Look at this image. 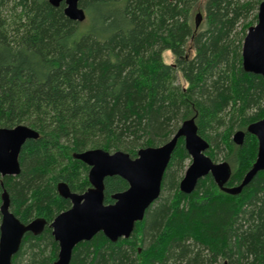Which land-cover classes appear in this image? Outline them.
Returning <instances> with one entry per match:
<instances>
[{
	"label": "trees",
	"instance_id": "trees-1",
	"mask_svg": "<svg viewBox=\"0 0 264 264\" xmlns=\"http://www.w3.org/2000/svg\"><path fill=\"white\" fill-rule=\"evenodd\" d=\"M197 1L80 0L86 19L76 21L64 2L0 0V128L25 124L39 133L22 146L20 173L0 175V205L6 191L21 222L45 221L39 233L25 234L12 264L57 260L51 223L71 207L58 186L77 193L91 186L89 166L75 153L102 148L134 158L190 119L211 158L216 146L225 149L229 180L220 186L207 175L182 192L190 156L180 138L161 195L131 236L111 241L99 232L76 245L70 264H264V170L240 193L226 190L242 182L258 152L247 127L264 117V78L242 65L252 22L239 39L234 31L253 13L257 20L263 0H207L202 29L192 23ZM166 50L175 63L164 61ZM238 130L245 132L241 145L233 141ZM104 183L106 204L128 188L120 176Z\"/></svg>",
	"mask_w": 264,
	"mask_h": 264
},
{
	"label": "water",
	"instance_id": "water-1",
	"mask_svg": "<svg viewBox=\"0 0 264 264\" xmlns=\"http://www.w3.org/2000/svg\"><path fill=\"white\" fill-rule=\"evenodd\" d=\"M54 6L65 3V14L76 21L86 19L80 0H49ZM242 65L247 72L264 78V0L259 4L257 24L250 26L242 45ZM247 131L257 137L258 152L255 162L242 182L226 188L230 193H240L258 172L264 170V117L248 125ZM39 136L38 131L20 124L13 128H0V174L17 175L21 171L19 154L24 143ZM245 132L238 130L233 141L241 145ZM180 138L190 156V164L179 182L184 193L195 190L199 179L211 175L223 186L231 176L228 162H215L206 154L210 144L198 133L194 119L185 120L175 134L159 146L141 148L136 157L118 150L109 152L102 148L87 149L74 157L89 166L88 179L91 186L83 193L71 191L62 182L59 193L70 200L71 207L58 214L51 223L52 234L58 242L59 251L54 264H70L76 245L91 240L102 232L109 240L129 238L137 222L144 219L146 211L160 197L162 181ZM120 176L128 182V188L113 195L114 202H104L105 179ZM0 205V264H12L14 255L21 247L26 233L43 230L45 221L35 219L27 224L21 222L10 209L6 191L1 195ZM223 264H228L224 261Z\"/></svg>",
	"mask_w": 264,
	"mask_h": 264
},
{
	"label": "rangeland",
	"instance_id": "rangeland-1",
	"mask_svg": "<svg viewBox=\"0 0 264 264\" xmlns=\"http://www.w3.org/2000/svg\"><path fill=\"white\" fill-rule=\"evenodd\" d=\"M207 0H198L197 3H196V6H195V9L193 11V14H192V23L195 24V22H197V26L200 27V29L204 28L205 27V24H204V15H205V10H204V7H205V3H206ZM258 13V12H257ZM254 14V13H253ZM251 15L249 16L248 19H245V20H242L241 22H239L236 26V29L234 32H236L237 34V37L236 39H239L240 37H242L244 34H243V24H246L248 22H252L251 26L253 25H256L257 24V20L254 19V15ZM202 16V17H201ZM248 29H246V32L247 33ZM246 36V34H245ZM192 42L191 41H188L187 43V55L190 56V57H193L195 55V50L193 49V46H192ZM163 58H164V61L167 62L168 64H173L175 63L176 61V57L173 55V53L169 50H166L164 53H163ZM177 82L179 84H181L182 86H187V82L184 80V78L181 76L180 73L177 74ZM182 123H180L179 127L181 126ZM216 129V128H213V130ZM224 128L222 129H219V133H221L223 131ZM215 132V131H214ZM214 135V134H213ZM234 134H232L233 136ZM231 136V137H232ZM171 138V137H170ZM216 142H218L216 140ZM221 148H224L223 146H221ZM216 153V157L215 158H212L215 162H223L225 160L224 158V154L226 153L225 152V149H220L218 146H216L214 149H213ZM225 152V153H224ZM206 154H207V151H206ZM208 155V154H207ZM209 156V155H208ZM191 160L188 159L187 162H186V168L188 167V165L190 164ZM185 168V170H186ZM185 171L182 172L181 174V179L184 175ZM171 195L173 193V191L170 192ZM169 192L168 191H165L163 192L162 196L166 195L168 196ZM1 221V219H0ZM219 264H223V260H220Z\"/></svg>",
	"mask_w": 264,
	"mask_h": 264
},
{
	"label": "flooded vegetation",
	"instance_id": "flooded-vegetation-1",
	"mask_svg": "<svg viewBox=\"0 0 264 264\" xmlns=\"http://www.w3.org/2000/svg\"><path fill=\"white\" fill-rule=\"evenodd\" d=\"M1 175V174H0ZM1 215V214H0Z\"/></svg>",
	"mask_w": 264,
	"mask_h": 264
}]
</instances>
